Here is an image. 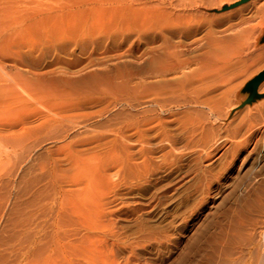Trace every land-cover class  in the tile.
I'll return each mask as SVG.
<instances>
[{"label": "rangeland", "instance_id": "374dc122", "mask_svg": "<svg viewBox=\"0 0 264 264\" xmlns=\"http://www.w3.org/2000/svg\"><path fill=\"white\" fill-rule=\"evenodd\" d=\"M178 1L169 32L34 0L32 44L0 46V264H264V0ZM205 35L232 61L168 88L198 64L162 74L161 48Z\"/></svg>", "mask_w": 264, "mask_h": 264}, {"label": "bare ground", "instance_id": "6f19581e", "mask_svg": "<svg viewBox=\"0 0 264 264\" xmlns=\"http://www.w3.org/2000/svg\"><path fill=\"white\" fill-rule=\"evenodd\" d=\"M82 1V0H81ZM87 1H89V0H87ZM98 3H100L101 5L100 6H102L104 3H109L111 6H109V7H111L112 8V10H113V15L115 16V15H117L116 17H114L115 19L117 18V21H119V19L118 18H120L121 20H122V24H124L123 22H125V23H127L128 24V26L130 25H134V26H136V27H141V28H148V27H158V28H168V29H170V31L169 32H171L172 30H175L174 29V26L179 22L180 23V21H181V19H182V17L185 15L181 10H180V12H182L183 14H181L179 11L178 12H175L174 10H169L168 9V6H166V5H164V4H166L165 2H164V0H163V2H157V0H156V3L154 2V4H151V2L149 3V1L148 0H96ZM151 1V0H150ZM153 1V0H152ZM161 1V0H160ZM175 1V0H174ZM178 1V0H177ZM180 1V0H179ZM178 1V2H179ZM182 1V0H181ZM181 1H180V3H181ZM183 1H185V0H183ZM192 0H190V2H191ZM232 1H235V0H232ZM93 2H95V0H93ZM167 2V1H166ZM206 2V1H205ZM208 2V1H207ZM206 2V3H207ZM217 2V1H216ZM96 3V2H95ZM95 3H93V5L95 4ZM153 3V2H152ZM173 3V2H172ZM187 3V2H186ZM212 3V2H211ZM213 3H215V2H213ZM86 4V3H85ZM88 4H90V3H88ZM163 4V5H162ZM171 4V3H170ZM66 5H68L69 6V4L67 3ZM66 5L65 6H61L60 8H53V7H47V8H45L44 9V12L43 13H45V14H47L48 16H51L50 14L53 12V11H56L55 13H57V15L58 16H64V14L65 13H67V11H66ZM73 5V4H72ZM84 5V4H83ZM82 5V6H83ZM87 5V4H86ZM85 5V6H86ZM96 5H98V4H96ZM95 5V6H96ZM106 5H108V4H105V6L103 5L102 7H104V10H105V8H107V6ZM178 5H180V4H178ZM187 5V4H186ZM89 6H91V5H89ZM99 6V7H100ZM174 6V5H173ZM172 6V7H173ZM74 7V6H73ZM84 7V6H83ZM98 7V6H97ZM151 7H153V9L151 8ZM70 8H71V5H70ZM80 8V7H79ZM111 8H107L108 9V12H109V10L111 9ZM84 9V8H83ZM90 9V8H89ZM97 9V8H96ZM99 9V8H98ZM67 10H68V8H67ZM73 9H71L70 11H72ZM75 10H81V9H76L75 8ZM91 10H93V9H90V11ZM99 10H101V9H99ZM102 10H103V8H102ZM101 10V11H102ZM84 11V10H83ZM82 10H81V12H83ZM101 11H99V12H101ZM239 11V10H238ZM85 12V11H84ZM88 12V11H87ZM97 12V11H96ZM103 12V11H102ZM107 12V11H106ZM110 12H112V11H110ZM54 13V12H53ZM90 13V12H89ZM91 13H95V11H93V12H91ZM90 13V14H91ZM117 13V14H116ZM186 13V12H185ZM188 13V12H187ZM234 13V12H233ZM233 13H232V15H233ZM236 13H238L237 11H236ZM40 14H42V13H40V12H38V10L36 9V7H35V4H34V0H0V46L1 45H3V44H5L6 42H8V41H10V40H13V39H15V38H17V40H19V41H23V40H26V41H30L31 42V44H32V37H31V35H32V31L34 30V27H35V25H36V22L37 21H39V20H41L42 18H43V16H41V17H39L40 16ZM68 14H69V12H68ZM71 14V13H70ZM108 14V13H107ZM110 14V13H109ZM231 14V13H230ZM47 15H45V17L47 16ZM53 15V14H52ZM94 15V14H93ZM103 15H104V13H103ZM106 15V14H105ZM112 15V14H111ZM183 15V16H182ZM2 16V17H1ZM5 18H9V20H7V19H4V17ZM55 16V15H54ZM99 15H97L96 16V18L98 17ZM106 16H108V15H106ZM106 16H104V17H106ZM228 15H225V17H227ZM230 16V15H229ZM100 17V16H99ZM189 17H190V15L188 16V19H189ZM191 17H192V14H191ZM191 17H190V19H191ZM195 16H193V18H194ZM202 17V16H201ZM200 17V18H201ZM223 18V19H226V18ZM101 18V17H100ZM108 18V17H107ZM110 18V17H109ZM112 18V17H111ZM114 18H112V21H113V19ZM187 17H185V19H186ZM217 18H220L221 19V17H217ZM228 18V17H227ZM45 19V18H44ZM213 19H215V18H213ZM220 19H217L219 22L222 20H220ZM1 20H2V22H1ZM96 21H97V19H95ZM101 20H103V19H101ZM101 20H100V22H101ZM104 20H106V19H104ZM103 20V21H104ZM6 21H10V24H9V26H6L5 27V23H6ZM216 21V20H215ZM223 21V20H222ZM98 22H99V20H98ZM100 22H99V24H100ZM110 22V21H109ZM188 22H189V20H188ZM116 23V22H115ZM120 23V22H119ZM187 23V22H186ZM95 24H98V23H95ZM106 24V23H105ZM118 24V23H117ZM99 26V25H98ZM97 26V27H98ZM101 26H102V24H101ZM106 26H108V24L106 25ZM129 26V27H130ZM104 28H105V26H104ZM104 28H101V29H103L104 30ZM118 28V31L117 32H119V27H117ZM121 28V27H120ZM134 28V27H133ZM178 28V27H177ZM176 28V29H177ZM182 28V27H181ZM185 28V27H184ZM183 28V29H184ZM100 29V30H101ZM162 29V30H163ZM125 30H126V28H125ZM180 30V29H179ZM179 30H177V31H179ZM176 31V32H177ZM154 32H155V30H154ZM163 32V31H162ZM165 32V31H164ZM175 32V31H174ZM180 32H182V31H180ZM179 32V33H180ZM187 31L185 30V33H186ZM136 33H139L138 31L136 32ZM173 33V32H172ZM184 33V32H183ZM182 33V34H183ZM141 34V33H140ZM148 34H150V33H148ZM155 34V33H154ZM159 34V33H158ZM163 34V33H162ZM174 34H177V33H174ZM189 34V33H188ZM151 35V34H150ZM153 35V34H152ZM150 36V37H153V36ZM186 35V34H185ZM141 36H142V34H141ZM156 36H157V34H156ZM155 36V37H156ZM161 36L162 35H160V39H161ZM164 36V35H163ZM184 36V35H183ZM206 36V35H205ZM143 37H146V34L143 36ZM149 37V38H150ZM155 37H153V38H155ZM204 37V36H203ZM234 37L235 36H232V39H234ZM153 38H152V40H153ZM172 38H173V36H172ZM230 38V37H229ZM144 39H146V38H144ZM163 39V38H162ZM162 39H161V41H162ZM175 39V38H174ZM226 39V38H225ZM225 39H224V41H225ZM231 39V40H232ZM146 40H148V39H146ZM151 40V42H152V44H153V41ZM176 40V39H175ZM230 40V39H229ZM230 40V41H231ZM235 40V39H234ZM155 41H156V39H155ZM155 41H154V43H155ZM203 41H204V39H203ZM149 42V41H148ZM157 42V41H156ZM158 42H160L159 40H158ZM200 42H202V40L200 41ZM200 42H197V43H200ZM222 42H223V40H221V39H214V38H212L211 36H206L205 37V41H204V43L202 44V46H200L199 48H197L198 50H199V52H198V54H196V55H194V56H185V54H184V52H183V50H179L178 49V51L176 50L179 46L177 45V46H172V44H171V46L175 49V50H173V48L171 47V46H166V47H163V48H161V50H162V52H161V54H159L160 56H159V60L158 61H160V62H156V63H158L159 64V66L157 65V67H159L158 69H157V67L156 68H153L154 70H161V72H163L162 71V68H163V70H165V73L167 72L166 71V68L168 69V70H172L173 71V69H175L176 71H177V68H179V67H181L182 65H184L185 63H187V62H190V61H196L197 62V64H198V68H196V69H194V70H192V71H189L188 73H184V75L180 78V79H178V81H176V80H173V81H175L173 84L171 83V81H169L170 83H171V85H169L170 87H168V88H170V89H173V90H175V89H178V90H181V91H197V89L198 88H202V86H208L209 85V83H211V82H213L215 79H219V75L217 74L218 72H220L221 70H222V67L229 61V59L226 57V54H224L223 53V46H225V45H223L222 46ZM146 43V42H145ZM168 43V42H167ZM170 43V42H169ZM169 43H168V45H169ZM233 43V42H232ZM236 43V42H235ZM148 44V43H147ZM152 44H150V45H152ZM156 44V43H155ZM179 44V43H178ZM183 44V43H182ZM217 44V45H216ZM227 45H228V43H226ZM214 45H216V47L215 48H212V46H214ZM231 46H232V44H230ZM160 46V45H159ZM153 47V46H152ZM225 47H227V46H225ZM150 48V47H149ZM172 48V49H171ZM228 48H230V46L228 47ZM151 49V48H150ZM160 50V49H159ZM160 50V51H161ZM148 51V50H147ZM160 51H157V53H155V54H158V52H160ZM229 51L230 50H228V54H229ZM149 52V51H148ZM186 52V51H185ZM150 53V52H149ZM226 53V52H225ZM140 54V53H139ZM151 55H152V57H153V54L152 53H150ZM154 54V55H155ZM191 54V53H190ZM145 55V54H144ZM156 56V55H155ZM139 57H141V56H139ZM148 59V58H147ZM147 59H145V60H147ZM149 60V59H148ZM156 60V59H155ZM232 61V60H231ZM230 61V62H231ZM151 62H152V60H151ZM230 62H228V63H230ZM143 63H145V62H143ZM156 63L154 64V65H156ZM227 63V64H228ZM142 64V63H141ZM239 64V63H238ZM136 65V64H135ZM138 65V64H137ZM149 65V64H148ZM130 66H132V65H129V69H131L132 70V73H131V71H130V74H133V72H135V71H137L138 73H139V70H133V67H130ZM134 66V65H133ZM142 66V65H141ZM139 67V68H142V67ZM153 66V65H152ZM239 66V65H238ZM135 67V66H134ZM144 68L146 67V66H143ZM235 68H237L236 66H234ZM233 67V68H234ZM151 68V66H148V69H150ZM165 68V69H164ZM225 68V67H224ZM136 69H137V67H136ZM147 68H146V70H147V72H149V70H148ZM245 69V68H244ZM126 70H127V68H126ZM125 70V71H126ZM146 70H145V72H146ZM159 70V71H160ZM123 71V70H122ZM142 71H144V69L142 70ZM236 71V70H235ZM137 72H135L134 74H137ZM140 72H141V70H140ZM151 72V71H150ZM154 73H155V71H153ZM153 72H151V73H153ZM228 72H229V70H228ZM121 72H119V74H120ZM127 74H128V71L126 72ZM125 73V74H126ZM160 73V72H159ZM174 73H178V72H173L172 74H174ZM222 73V72H221ZM224 73V72H223ZM118 73H117V75H118V77H121V78H123L122 77V73H121V75H119ZM162 74H164V72L162 73ZM161 73H160V76L162 75ZM175 75V74H174ZM220 75H222V74H220ZM225 75H226V72H225ZM126 76H128V75H125V78H126ZM132 76V75H131ZM157 76V75H156ZM159 76V75H158ZM224 76V75H223ZM223 76L221 77L222 79H223ZM129 78H131L130 76H128ZM127 77V78H128ZM163 77V76H162ZM124 78V79H125ZM128 78V79H129ZM133 78V77H132ZM127 79V80H128ZM156 79V78H155ZM222 79L220 80V81H222ZM124 81V80H123ZM127 81H125V82H123L124 83V85H125V83H126ZM151 82V81H150ZM154 82V81H153ZM165 81H163L162 80V82H160V83H164ZM115 83V82H114ZM118 83H122V81L121 82H118ZM117 83V84H118ZM166 83V82H165ZM167 83H168V81H167ZM116 84V83H115ZM114 84V85H115ZM147 83L145 82V85H146ZM152 83H150V85H151ZM158 84H159V81H158ZM127 85V84H126ZM144 85V84H143ZM143 86V90H145V87H147V86ZM148 85H149V83H148ZM154 85V84H153ZM166 85V84H165ZM165 85H163V87L165 86ZM116 86V85H115ZM118 86V85H117ZM128 86V85H127ZM159 86H161L160 84H159ZM213 86V85H212ZM119 87H120V85H119ZM158 86L157 85H154V88H157ZM122 88V87H121ZM120 88V89H121ZM126 88V86L124 87V88H122L123 90ZM159 88V87H158ZM210 88V87H209ZM119 89V88H118ZM139 89V88H138ZM141 89V88H140ZM146 89H148V87L146 88ZM152 89V88H151ZM212 89V88H211ZM210 89V90H211ZM127 90H128V88H127ZM143 90H140V91H143ZM149 90H150V88H149ZM148 90V91H149ZM157 90V89H156ZM155 90V91H156ZM159 90H161V89H159ZM166 90V89H165ZM165 90H163V91H165ZM135 91H136V89H135ZM147 91V92H148ZM152 91V90H151ZM171 91V90H170ZM204 91H205V89H204ZM137 92V91H136ZM157 92H158V90H157ZM130 93H131V91H130ZM132 93H133V89H132ZM149 93H150V91H149ZM153 93V92H152ZM188 93V92H187ZM207 93V92H206ZM135 94V93H134ZM194 94H196V93H194ZM194 94H191V95H194ZM198 94V93H197ZM192 97H194V96H192ZM191 97V98H192ZM160 99V98H159ZM199 100L197 99V102H198ZM214 102H215V100H214ZM143 103H144V101H143ZM193 103H194V101H193ZM164 109V108H163Z\"/></svg>", "mask_w": 264, "mask_h": 264}]
</instances>
